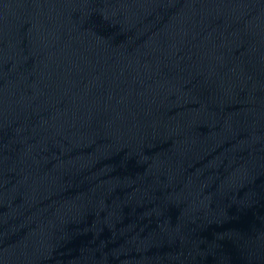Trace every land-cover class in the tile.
<instances>
[{
	"label": "water",
	"instance_id": "water-1",
	"mask_svg": "<svg viewBox=\"0 0 264 264\" xmlns=\"http://www.w3.org/2000/svg\"><path fill=\"white\" fill-rule=\"evenodd\" d=\"M0 264H264V0H0Z\"/></svg>",
	"mask_w": 264,
	"mask_h": 264
}]
</instances>
